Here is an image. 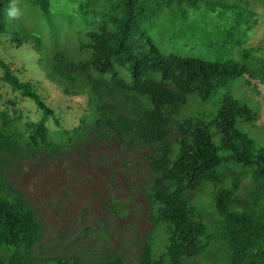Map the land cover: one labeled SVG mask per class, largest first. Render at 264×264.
<instances>
[{"label": "rangeland", "instance_id": "rangeland-1", "mask_svg": "<svg viewBox=\"0 0 264 264\" xmlns=\"http://www.w3.org/2000/svg\"><path fill=\"white\" fill-rule=\"evenodd\" d=\"M217 1L222 6L215 9L176 2L156 16L151 14L143 25V32L165 54L234 60L251 68L249 76L230 82L212 98H189L166 120L168 140L181 137L179 126L186 118L209 121L220 109L222 96L229 94L253 111V120L243 130L258 146H264V74L261 79L258 72L264 69V0ZM34 2L18 0L19 17L9 18L8 11L4 16L9 25L40 36L41 45L15 46L8 36H2L0 59L21 81L34 84L55 110L59 125L51 119L49 145H36L31 140L33 126L42 113L4 82L0 69V191L19 196L42 227V239L32 251L34 259L76 257L79 264H101L119 257L125 264H139L149 242L161 254L166 241L153 221L150 196L157 178L150 162L157 146L129 132H123L121 142L114 131L96 122L103 116L131 118L137 108L150 110L151 106L111 82L99 91L92 88L88 42L103 26L100 16L80 10L89 0H49L52 26ZM119 73L123 77L124 70ZM93 78L112 79L98 72ZM169 88L178 90L174 84ZM251 180L244 178L242 188ZM212 192L208 187L185 194V199L204 206L214 236L201 257L184 264H232L219 236L221 218L211 207ZM241 194L246 195L245 188ZM246 247V257L237 253L235 264H264V242ZM13 253L9 247H0V261Z\"/></svg>", "mask_w": 264, "mask_h": 264}, {"label": "trees", "instance_id": "trees-1", "mask_svg": "<svg viewBox=\"0 0 264 264\" xmlns=\"http://www.w3.org/2000/svg\"><path fill=\"white\" fill-rule=\"evenodd\" d=\"M17 1L0 0V37L8 36L15 46L41 45L40 36L6 21L5 12L10 6L17 7ZM176 2H185L193 8L222 6L217 0H89L87 5L80 6L87 15L100 16L103 26L91 34L88 42L91 55L87 68L92 70L94 91L111 82L146 99L151 106L150 110L137 108L131 118L103 116L96 124L110 128L121 142L123 132H129L157 146L150 162V168L157 174L150 196L153 221L164 232L166 241L161 254L149 242L139 264H184L185 260L197 259L207 251L214 234L203 213L204 206L185 199V194L199 193L208 187L213 188L211 207L221 218L219 236L226 243V259L235 264L237 253L246 257L247 245L264 242V146H258L243 130L254 113L242 100L224 94L220 109L208 117L209 121L184 119L179 126L181 137L174 142L168 140L166 120L184 107L189 98H212L230 82L249 76L251 68L234 60L161 52L142 28L151 14L156 16ZM34 4L52 26L54 15L49 0H35ZM0 69L4 82L30 99L42 113L41 120L33 126L31 140L36 145H49L48 124L54 119L59 125L55 110L45 103L34 84L21 81L2 59ZM119 69L124 70L123 77ZM95 72L111 75L112 79L96 80ZM258 72L262 79L264 69ZM171 84L178 90L169 88ZM2 115L6 119L5 111ZM247 177L252 180L243 187L246 195L242 196L241 183ZM41 239L42 227L24 201L0 191V247L14 250L0 264H79L76 257L34 259L32 251ZM101 264L125 263L119 257H110Z\"/></svg>", "mask_w": 264, "mask_h": 264}, {"label": "clouds", "instance_id": "clouds-1", "mask_svg": "<svg viewBox=\"0 0 264 264\" xmlns=\"http://www.w3.org/2000/svg\"><path fill=\"white\" fill-rule=\"evenodd\" d=\"M8 16L9 18H18L19 17V9L16 6H10L8 10Z\"/></svg>", "mask_w": 264, "mask_h": 264}]
</instances>
